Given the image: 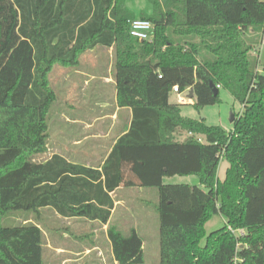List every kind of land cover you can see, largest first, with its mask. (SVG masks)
Here are the masks:
<instances>
[{
  "label": "trees",
  "instance_id": "16d2710c",
  "mask_svg": "<svg viewBox=\"0 0 264 264\" xmlns=\"http://www.w3.org/2000/svg\"><path fill=\"white\" fill-rule=\"evenodd\" d=\"M127 1L0 0V264H45L41 227H6L5 217L53 209L107 226L122 185L157 197L158 264H264V73L255 54L264 0H148L152 13L139 17ZM138 18L153 24L152 41L132 39ZM102 47L114 51L117 105L133 113L129 132L97 168L58 154L36 162L57 101L51 73L78 68ZM212 84L242 107L231 133L170 103L178 86L194 93L198 111L216 105ZM180 132L189 136L176 139ZM222 160L230 164L224 180ZM178 176L200 186L164 183ZM217 214L226 224L206 235ZM107 235L118 264H147L134 228L124 235L111 224Z\"/></svg>",
  "mask_w": 264,
  "mask_h": 264
},
{
  "label": "rangeland",
  "instance_id": "374dc122",
  "mask_svg": "<svg viewBox=\"0 0 264 264\" xmlns=\"http://www.w3.org/2000/svg\"><path fill=\"white\" fill-rule=\"evenodd\" d=\"M127 7L139 17L141 13L151 14L153 7L148 0H128ZM254 35V36H253ZM249 36L257 39L252 32ZM255 54L259 58L258 71L264 73V34L260 35L258 45L255 48ZM115 63L114 52L108 48H100L92 52H86L81 57V65L76 69H69L63 67H55L50 75L51 84L56 92L57 101L52 106L49 115V139L45 149V153L38 154L33 157L36 162H44L54 154L62 155L74 161L99 164L105 153L108 151L109 139L111 141L119 132V121H114L111 116H114L116 111L115 90H114V73L113 67ZM221 102L207 106L202 111H198L192 106L194 100H190L189 93L181 94L179 97L175 95L173 101L178 98H183L186 103L181 107L183 115L191 119L202 120L204 118L205 124L209 127L219 126L231 133L233 128V116H238L242 112L241 105L235 100L231 92L220 88ZM92 94V95H91ZM109 137L103 140L95 136L109 134ZM189 135L186 132L177 133L176 139L184 140ZM218 170V178L224 180L226 171L229 168L228 162L222 160ZM165 184L178 185L180 183L189 184L191 186H200L198 178H166ZM137 191H124L116 196L117 201L123 202L125 200L124 208L133 207V213L137 216H125L126 211L120 207L112 217V224L116 225L119 230L125 235L132 225H138L142 230V237L146 240L147 253L154 255L156 250V243L158 244V217L154 209V204H157L156 195L152 194V190L145 193H136ZM151 202L153 205H144L142 200ZM130 200L132 203H128ZM146 206V207H144ZM138 207V209H136ZM148 208L147 216L141 215L139 217L136 210H140L142 214L143 209ZM136 218V220H135ZM143 220L148 223V230L145 232L143 228ZM225 219L221 215H215L205 224V234L210 235L216 230L221 229L225 225ZM2 224L6 227H16L23 225H38L43 231V242L45 245V260L46 264L51 263L49 244H53V239L58 237L55 233L57 231H65L69 236V241L73 239L85 238V245L83 241H79L84 248L87 245L93 246L98 244L101 254L92 249L89 254V259H92V264H114L111 258V250L105 240L103 227L98 228V224L84 225L82 223H75L70 220L67 221L58 216L52 209H42L38 214L17 212L5 217ZM142 224V225H141ZM100 229V230H99ZM69 232V233H68ZM75 236V237H74ZM76 241V240H75ZM74 242V241H73ZM69 243L75 245V243ZM77 242V241H76ZM205 243V242H204ZM67 248V247H66ZM85 249V248H84ZM86 253V252H85ZM84 255V251L83 254ZM74 257V256H73ZM99 257L101 260L94 262ZM76 260L78 258L74 257ZM74 261L67 264H81V261ZM105 260V262H103ZM76 262V263H73Z\"/></svg>",
  "mask_w": 264,
  "mask_h": 264
},
{
  "label": "crops",
  "instance_id": "0c3cea01",
  "mask_svg": "<svg viewBox=\"0 0 264 264\" xmlns=\"http://www.w3.org/2000/svg\"><path fill=\"white\" fill-rule=\"evenodd\" d=\"M97 49H100V48H97ZM97 49H94V50H97ZM94 50H90L88 52H92ZM111 50L113 51V49H111ZM113 73H114V67H113ZM113 83H114V90H115V94L114 95H116L115 78H114V82ZM185 92L190 94L189 99L192 100L191 99V95H192L191 92L192 91L191 90H187ZM175 95H177L178 97L180 96L179 94L172 93L171 94V97H170V103H172V104H176V103L181 104L180 101H179V100H181V97L178 98L177 101H175V102L173 101V97ZM194 98H195V96H194ZM194 98H193V100H194ZM115 103H116V111L114 112V116H111V117H112V119L114 121H119V125H120V128L118 129L119 132L117 133V135L114 136V138L111 139V141H110V139L108 140L109 141V146L107 148L108 151H107V153H105V156L102 158V160H101V162H99V164L94 165V164H91L89 162H87V163L78 162V161H74L73 159L66 158V157H64L62 155L61 156L64 157L67 161H70V162H73V163H77V164H81V165H84L86 167L87 166L88 167H92V168H94V167L95 168L100 167L103 164V162L105 161V159L107 158V156L111 153L112 147L117 142V140L120 139L122 137V135H124V134H126V133L129 132L128 130H129L130 125L132 123V115H133V113L129 109H127V108L120 109L118 107V105H117V95L115 96ZM192 104H194V102H192ZM109 135H110V133L109 134L95 136V137L100 138V139L103 140L104 138L109 137ZM181 178H189V177H181ZM129 190L130 191H137L136 193H140V194L149 191V190H145L143 188L142 189H140V188H127L124 185H122L115 193L112 194V198L114 200L115 208L112 211V216H111L110 221H109V224H107V226L106 225H103V224H101L100 222H97V221H90V220L87 221V220H84L82 218H70V219H66V218H63V217H61L59 215L58 216L61 217L62 219L67 220V221L72 220L75 223H82L84 225H88V223H91L93 225L98 224V228L103 227L101 230L104 231L105 240H106V242L108 243V245L110 247L111 255H112L111 258L113 259L114 264H118L116 262L115 258H113L112 246H111L110 240L108 239L107 230H108L109 225L112 224L111 221H112V217H113L114 213L117 211L118 208H120V207L124 208V205L126 204L125 203V200H123V202L116 200L117 194L120 193V192L129 191ZM151 193L154 195V192H151ZM127 202L129 204L131 203L130 200H127ZM142 203L144 205H149L150 204L149 202H147L144 199L142 200ZM144 207H146V206H144ZM136 209H138V207ZM136 209H135V211L138 212L139 217L141 215L142 216L143 215L147 216L146 213L148 211H146V210H149L148 208L143 209V212H141L142 214L139 213L140 210H136ZM124 211L127 212V213H125V216H129L130 218L133 217V215H134V217L137 216V213L136 212L133 213V211H134L133 210V207L127 206V207L124 208L123 212ZM135 220H136V218H135ZM143 221H144L143 222V225L142 224L141 225L145 229V232H147V230H148V223H146L145 220H143ZM225 224H226V222H225ZM112 225H114V224H112ZM133 228L139 233V235L141 236V238L144 239V237H142V230L139 229V226L138 225H132L130 227V229H133ZM64 232L63 231H60L59 232L57 230H55L53 232L58 237H56L55 239H53V242L54 243L52 245L51 244L48 245V248L50 250V256H51V259L50 260H51V263H54V264H67L68 262H71L72 259L75 261L76 259L74 257L76 256L78 258V260H76L77 262L78 261H81V264H92L93 260L92 259H89V257H88L89 254L92 252V249L101 254V250H100L98 244H95L93 246H90V245L88 246L87 245L86 247H84L85 248L84 249L80 245V243H78V239H79V241H83V244L85 245V241H84L85 238H83V237L82 238L76 237L77 239H73L72 241L71 240L69 241V239H70L69 236H67ZM158 235H159V224H158ZM71 242L75 243V245H73V246H72V244L70 245L69 243H71ZM155 247H156V250L157 251L154 253V255L148 254L147 253V247H146V240L144 239V246H143V248H144V258L146 259L147 264H158L160 262V257H159L160 256V243H159V239H158V244L156 243ZM83 251H84V255H81V254H83ZM43 259L45 260V245H44V256H43ZM95 259H97V260L94 261V262H98L99 260H101L99 257H95ZM103 262H105V260ZM73 263H76V262H73ZM45 264H46V260H45Z\"/></svg>",
  "mask_w": 264,
  "mask_h": 264
},
{
  "label": "built area",
  "instance_id": "2783aa9c",
  "mask_svg": "<svg viewBox=\"0 0 264 264\" xmlns=\"http://www.w3.org/2000/svg\"><path fill=\"white\" fill-rule=\"evenodd\" d=\"M154 30V26L150 21L147 20H142L140 18L134 20L131 24V30H130V35L132 37V39L134 40H139V41H152L153 39V35L152 32ZM172 93L175 94H183L179 91L178 86L174 87L172 89ZM181 104H185L186 100L181 98V100H179ZM238 235L242 234L243 231L239 230L237 232Z\"/></svg>",
  "mask_w": 264,
  "mask_h": 264
},
{
  "label": "water",
  "instance_id": "95a60500",
  "mask_svg": "<svg viewBox=\"0 0 264 264\" xmlns=\"http://www.w3.org/2000/svg\"><path fill=\"white\" fill-rule=\"evenodd\" d=\"M211 88H213V92H215V95H218L219 92H218L217 87H214V85L212 84ZM193 98H194V93H192V95H191V99H193ZM202 119H204V118H202ZM234 119H235V116L232 117V121H234Z\"/></svg>",
  "mask_w": 264,
  "mask_h": 264
}]
</instances>
